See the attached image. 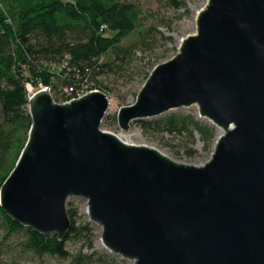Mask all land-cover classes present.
Instances as JSON below:
<instances>
[{
  "label": "water",
  "instance_id": "obj_1",
  "mask_svg": "<svg viewBox=\"0 0 264 264\" xmlns=\"http://www.w3.org/2000/svg\"><path fill=\"white\" fill-rule=\"evenodd\" d=\"M196 33L158 64L134 104L135 121L196 107L221 131L203 165L175 162L101 129L108 96L29 99L28 141L0 190L14 222L64 241L70 198L87 201L101 245L132 264H264V0H207Z\"/></svg>",
  "mask_w": 264,
  "mask_h": 264
},
{
  "label": "trees",
  "instance_id": "obj_2",
  "mask_svg": "<svg viewBox=\"0 0 264 264\" xmlns=\"http://www.w3.org/2000/svg\"><path fill=\"white\" fill-rule=\"evenodd\" d=\"M176 11L187 9L186 0H163ZM19 27L0 12V190L28 141L32 126L31 95L27 86L50 89L62 103L64 89L87 88L108 96L107 87L97 80L118 74L130 66L139 51H153L161 41L172 42L155 26L142 24L143 11L120 0H69L40 2L19 12ZM111 33V36H107ZM160 62L143 67L139 76L149 78ZM60 94L61 97H55ZM145 137L165 144V137L183 141L185 155H196L200 141L210 151L216 128L188 113H171L135 121ZM71 228L64 241L56 235L42 236L10 219L0 208L5 236L0 242V261L8 241H16L23 254L40 264L58 259L65 264H127L107 251L97 250L91 224L78 223L77 208L68 202Z\"/></svg>",
  "mask_w": 264,
  "mask_h": 264
},
{
  "label": "rangeland",
  "instance_id": "obj_3",
  "mask_svg": "<svg viewBox=\"0 0 264 264\" xmlns=\"http://www.w3.org/2000/svg\"><path fill=\"white\" fill-rule=\"evenodd\" d=\"M53 1L67 2L69 0H0V12L5 14L13 24L14 28L17 29L19 27L18 16L20 11L30 9L36 3H50ZM120 1L136 5L143 11L142 24L145 27L155 26L165 37H171L173 41L165 42L160 40L153 51L137 52L136 58L132 64L130 66H126L122 72L118 74H106L97 78L98 81L107 87L108 96L110 98V109L107 112L101 129L115 135L120 133H130L129 140L132 143L155 147L164 152L171 159L183 164L203 165L207 163L212 157L215 142L221 134V131L218 129H216V140L212 145L211 150L205 151L204 145L198 141L194 146L196 155L189 158L185 155V151L182 147L183 141L179 138L166 136L164 142L165 144H160L156 140L145 137L135 122L131 124L130 130L127 132L121 131L117 123L118 111L122 107L130 106L135 103L138 94L146 82V78L144 76L138 75L140 69L147 67V65L149 66L150 64L156 62V60L157 62H160V64L166 62L178 53L180 40L196 33L197 12L206 5L207 0H186L187 9L189 11L188 13L186 12V9L176 11L175 9L169 7L163 0ZM111 35V33L107 34V36ZM27 88L31 96L37 91L44 89L42 86L35 89L30 85H28ZM55 97L60 98L61 95L55 94ZM171 113H188L198 117L196 107L174 110L167 114ZM202 121L209 124L206 120ZM68 202H70L73 207L77 208L79 224H91L96 238V249L106 251L98 243L102 236V229L98 225L91 223L89 215H86L84 212L87 207V201L81 198H70ZM4 236L5 232L0 218V242L3 240ZM4 249L0 264H40V261L31 254L21 253L16 241L6 242ZM46 261L51 264H65L63 261H59L58 259L49 258L46 259ZM127 264L132 263L127 261Z\"/></svg>",
  "mask_w": 264,
  "mask_h": 264
},
{
  "label": "built area",
  "instance_id": "obj_4",
  "mask_svg": "<svg viewBox=\"0 0 264 264\" xmlns=\"http://www.w3.org/2000/svg\"><path fill=\"white\" fill-rule=\"evenodd\" d=\"M93 91H99V90L89 91L87 88H82V89H78V90H76L73 87L66 88V89H64V94H65L66 99L62 103H70V102H72L74 100L81 99L82 97H84L85 95H87V94H89V93H91ZM108 99H109V103H110L109 96H108Z\"/></svg>",
  "mask_w": 264,
  "mask_h": 264
},
{
  "label": "bare ground",
  "instance_id": "obj_5",
  "mask_svg": "<svg viewBox=\"0 0 264 264\" xmlns=\"http://www.w3.org/2000/svg\"><path fill=\"white\" fill-rule=\"evenodd\" d=\"M31 90V89H30ZM118 138H121V141H123L124 143H127V144H133V145H137V144H134V143H132L130 140H129V137H130V133H120V134H117L116 135ZM141 145H143V144H141ZM161 151V150H160ZM162 152V151H161ZM162 153H164V152H162ZM165 154V153H164ZM168 156V155H167ZM169 157V156H168ZM173 160V159H172ZM175 161V160H174ZM175 162H177V161H175ZM178 163H180V162H178ZM181 164H183V163H181ZM85 214L86 215H88V208L86 207V209H85ZM99 243V245L100 246H102L101 245V241H99L98 242ZM99 246V247H100Z\"/></svg>",
  "mask_w": 264,
  "mask_h": 264
}]
</instances>
